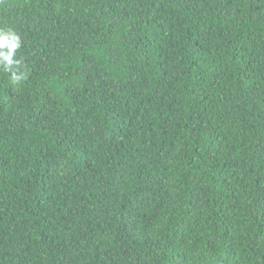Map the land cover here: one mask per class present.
<instances>
[{"label": "trees", "instance_id": "obj_1", "mask_svg": "<svg viewBox=\"0 0 264 264\" xmlns=\"http://www.w3.org/2000/svg\"><path fill=\"white\" fill-rule=\"evenodd\" d=\"M8 28L0 264H264V0H0Z\"/></svg>", "mask_w": 264, "mask_h": 264}, {"label": "clouds", "instance_id": "obj_2", "mask_svg": "<svg viewBox=\"0 0 264 264\" xmlns=\"http://www.w3.org/2000/svg\"><path fill=\"white\" fill-rule=\"evenodd\" d=\"M22 42L20 36L12 29H0V60H2V70L5 73H10L11 82L19 84L26 79L23 71L22 62L14 59L17 51L21 48ZM15 65V67H13Z\"/></svg>", "mask_w": 264, "mask_h": 264}]
</instances>
